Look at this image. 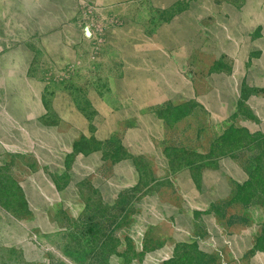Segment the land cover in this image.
<instances>
[{
	"label": "rangeland",
	"instance_id": "374dc122",
	"mask_svg": "<svg viewBox=\"0 0 264 264\" xmlns=\"http://www.w3.org/2000/svg\"><path fill=\"white\" fill-rule=\"evenodd\" d=\"M39 90L70 91L85 134L30 120ZM262 93L264 0H0V264H264V135L239 125ZM229 156L251 169L231 195L207 172ZM123 159L139 181L105 199ZM188 204L199 246L172 243Z\"/></svg>",
	"mask_w": 264,
	"mask_h": 264
},
{
	"label": "crops",
	"instance_id": "0c3cea01",
	"mask_svg": "<svg viewBox=\"0 0 264 264\" xmlns=\"http://www.w3.org/2000/svg\"><path fill=\"white\" fill-rule=\"evenodd\" d=\"M42 90H39L37 93L39 95V105L38 103H34L33 109H28L29 113L32 114L30 120H34L39 124H42V118L44 119L45 114L49 113L51 115L59 114L57 117H53L51 120L52 126H56L57 128H66V130L77 131V134H85V131L88 129L89 121L83 115V111L80 107L75 103L73 95L70 91L66 90H55L52 91L50 102L53 103L51 105L42 106L41 104V95ZM96 93H91L89 96L90 102L93 106V109H98L99 111H108L110 109L111 102L101 101V99L95 95ZM49 95V96H50ZM62 102V103H61ZM63 104V105H62ZM96 109V110H97ZM23 110H27L26 108ZM242 115L239 116V125L243 127V129H247L249 132H257L259 134L264 135V93L262 94H253L247 97V100L243 103ZM59 118V119H58ZM45 120V119H44ZM55 120V121H54ZM111 121L106 120L99 123L97 129L100 131L106 130L107 124ZM110 128V127H109ZM111 129V128H110ZM114 129V126H113ZM109 137V135H103V132L97 137L99 140L105 139ZM75 139L71 140L68 149H72L73 143ZM57 154V152H56ZM93 155H77V162L82 163L86 166L83 171L84 174H90L95 170H99L102 164H104L101 159V153H92ZM221 160V159H220ZM217 161L215 165L212 167H207V172H218L223 178H225V182L231 184L230 195L234 192V188L232 185L235 183H239L240 181H244L248 178L249 173L251 172L250 168L247 166L240 164L241 160L236 157H230L227 159L228 162H231L232 169L228 170L227 165H225L223 161ZM226 161V160H225ZM111 171V174L108 178L101 179L100 176H96L95 180L91 181V183L99 189L105 199H110L116 196L120 191L130 188L137 184L139 181V175L135 168V164L133 159H123L119 160L113 164L108 165ZM129 173V176L132 177L131 181L128 178L123 180V170ZM134 172V173H133ZM234 173V174H233ZM83 174V175H84ZM135 175V176H134ZM82 176V175H81ZM232 176V177H231ZM234 176V177H233ZM89 177V176H87ZM84 178V177H83ZM100 178V179H99ZM99 179V180H98ZM227 183V184H228ZM201 187L199 182L197 183L193 175H191V171L189 169L181 170V193H184V190H188V193L191 196L200 195ZM212 201L209 202V204ZM192 203V202H191ZM182 207L186 205L185 202L181 203ZM190 213L185 217H181V238L172 239V243L181 242V245H197L201 239L195 233V212L197 211V206L195 205H187ZM183 209V208H182ZM181 209V210H182ZM202 250V249H201ZM204 251V250H203ZM210 251V252H209ZM209 255H211V250H209ZM206 252V251H204ZM207 252V253H208Z\"/></svg>",
	"mask_w": 264,
	"mask_h": 264
},
{
	"label": "bare ground",
	"instance_id": "6f19581e",
	"mask_svg": "<svg viewBox=\"0 0 264 264\" xmlns=\"http://www.w3.org/2000/svg\"><path fill=\"white\" fill-rule=\"evenodd\" d=\"M188 24V23H187ZM189 25V24H188ZM177 26V25H176ZM190 26V25H189ZM179 30H181V29H179ZM183 31V30H182ZM174 37H172V39H173ZM177 41V40H176ZM152 83V82H151ZM154 84V83H153ZM151 85V84H150ZM155 90V89H154Z\"/></svg>",
	"mask_w": 264,
	"mask_h": 264
},
{
	"label": "water",
	"instance_id": "95a60500",
	"mask_svg": "<svg viewBox=\"0 0 264 264\" xmlns=\"http://www.w3.org/2000/svg\"><path fill=\"white\" fill-rule=\"evenodd\" d=\"M86 33H87V34H89V31H88V29H86Z\"/></svg>",
	"mask_w": 264,
	"mask_h": 264
},
{
	"label": "trees",
	"instance_id": "16d2710c",
	"mask_svg": "<svg viewBox=\"0 0 264 264\" xmlns=\"http://www.w3.org/2000/svg\"><path fill=\"white\" fill-rule=\"evenodd\" d=\"M243 130H245V129H243ZM124 194V193H123ZM122 195V194H121Z\"/></svg>",
	"mask_w": 264,
	"mask_h": 264
}]
</instances>
